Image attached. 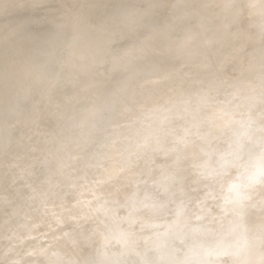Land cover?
Returning <instances> with one entry per match:
<instances>
[{"label": "clouds", "instance_id": "obj_1", "mask_svg": "<svg viewBox=\"0 0 264 264\" xmlns=\"http://www.w3.org/2000/svg\"><path fill=\"white\" fill-rule=\"evenodd\" d=\"M0 264H264V0H0Z\"/></svg>", "mask_w": 264, "mask_h": 264}]
</instances>
